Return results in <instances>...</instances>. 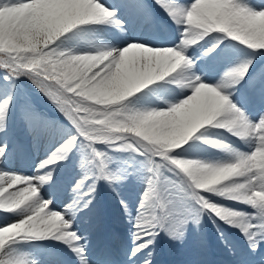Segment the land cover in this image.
<instances>
[{
	"label": "snow or ice",
	"instance_id": "obj_1",
	"mask_svg": "<svg viewBox=\"0 0 264 264\" xmlns=\"http://www.w3.org/2000/svg\"><path fill=\"white\" fill-rule=\"evenodd\" d=\"M209 223L220 264H264V0H0V264H155Z\"/></svg>",
	"mask_w": 264,
	"mask_h": 264
},
{
	"label": "bare ground",
	"instance_id": "obj_2",
	"mask_svg": "<svg viewBox=\"0 0 264 264\" xmlns=\"http://www.w3.org/2000/svg\"><path fill=\"white\" fill-rule=\"evenodd\" d=\"M43 150V148L41 149ZM203 156L212 155L210 151L201 150L200 152ZM33 160H38V156L33 154L30 157L27 158H21L19 161V166L22 169H28L30 167V164ZM75 160V159H74ZM74 160L71 164H69L63 171L68 175L69 169L71 168L72 164L74 163ZM68 169V171H67ZM63 172V174H64ZM65 175V174H64ZM65 175V176H67ZM133 181V180H132ZM102 191L104 194L102 195L99 193L98 189V196L95 201L96 206V214L97 211L100 212L97 214L98 216V223L96 224L95 229L92 231V234L90 236L91 243L93 245V249H103L105 248V237L101 233L102 229H104L107 225V220H102L100 217V214L106 216V217H113L115 219V224L125 226L126 222L123 221L119 216V209L116 204V200L114 199L113 193L110 190L109 187L102 184ZM127 190V192H123V195L128 198L129 194L132 193V188H121L120 191ZM109 197V202H107V198ZM205 234L208 236L209 239L213 240V243L209 244L207 242V249H203L201 247V238L198 240L197 247L195 244H192L193 241L190 242L192 236L197 235L198 237L201 235L197 232H192L188 235L187 239L185 240L184 244L180 245L176 242H174L172 245L170 242L169 246L166 241V237H163L159 239L157 246H156V253H155V264H205V261H208L210 259V249H217L221 252L218 244L216 243V237L214 234V229L210 225V223L207 225V228H205ZM112 238L114 240H119L120 245L124 242L120 238H123L127 240V232L126 233H118L115 231V233L112 235ZM162 257H165L162 259ZM66 259V258H65ZM205 260V261H204Z\"/></svg>",
	"mask_w": 264,
	"mask_h": 264
},
{
	"label": "rangeland",
	"instance_id": "obj_3",
	"mask_svg": "<svg viewBox=\"0 0 264 264\" xmlns=\"http://www.w3.org/2000/svg\"><path fill=\"white\" fill-rule=\"evenodd\" d=\"M21 87L28 88L30 86L27 83H25V84L21 85ZM37 106H38V108L40 110H44V103L41 100H38L37 101ZM49 114H51V113H49ZM77 162H78V158H76L74 160V163L72 164L71 168L69 169L68 175L63 171L64 174L67 175L68 177H70V176L74 175L76 172H78V168L76 166ZM67 171H68V169H67ZM130 187L132 188V193L129 194L128 199L129 200H134L135 199L136 192L138 191V185H137V183L135 182V180L133 178H129V180L124 183V185H123L122 188H128V189H130ZM101 188H102V184L98 187V189H99V193H101L103 195L104 192L102 191ZM121 192L122 193L123 192H127V190H122ZM109 200L110 199L108 197L107 198V202H109ZM99 213L100 212L97 211V214H99ZM100 217L101 218H107L109 220V222L113 224L112 226H114L115 228H117L120 232H122V233L123 232H125V233L127 232L126 226L124 227L122 225L115 224V222H114L115 219H113L112 216L111 217H106V216L100 214ZM109 228H111V226H109ZM199 238H201V240L206 238L207 242L209 240V244H211V242L213 243V240L209 239L208 236H206V235L205 236L200 235L199 237L197 235H194V236H192L190 242L193 241L192 244H195V246L197 247ZM166 241H167V243L170 242L171 245L174 243V242L169 241L167 238H166Z\"/></svg>",
	"mask_w": 264,
	"mask_h": 264
}]
</instances>
